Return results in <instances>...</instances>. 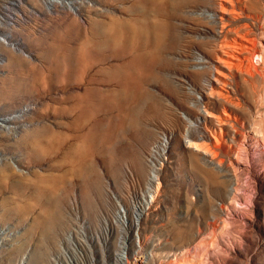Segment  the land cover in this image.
Segmentation results:
<instances>
[{
	"label": "rangeland",
	"instance_id": "obj_1",
	"mask_svg": "<svg viewBox=\"0 0 264 264\" xmlns=\"http://www.w3.org/2000/svg\"><path fill=\"white\" fill-rule=\"evenodd\" d=\"M60 2L0 0V264H115L161 137L150 264H264V0Z\"/></svg>",
	"mask_w": 264,
	"mask_h": 264
},
{
	"label": "built area",
	"instance_id": "obj_2",
	"mask_svg": "<svg viewBox=\"0 0 264 264\" xmlns=\"http://www.w3.org/2000/svg\"><path fill=\"white\" fill-rule=\"evenodd\" d=\"M167 139L166 137H161L159 142L156 146H154L147 158V165H148V182L146 186L145 194L142 198L137 199V197H131V205H132V222H128L124 225L125 227L122 228L123 233L119 238V246L117 253L115 255V264H150L151 254L153 252H146L144 250V246L140 237V228H141V221L145 217V215L150 211L154 201L152 199V195H154L153 186L152 188L149 185V175L152 173L153 167L150 163H155L157 161V182L156 186L158 185V191L155 197L159 193V187L161 184L160 181V174L163 170L165 163L167 161ZM134 223L138 224V229L135 228ZM134 248V255L131 257L132 253L130 247Z\"/></svg>",
	"mask_w": 264,
	"mask_h": 264
},
{
	"label": "bare ground",
	"instance_id": "obj_3",
	"mask_svg": "<svg viewBox=\"0 0 264 264\" xmlns=\"http://www.w3.org/2000/svg\"><path fill=\"white\" fill-rule=\"evenodd\" d=\"M46 2L48 3V4H51L52 6H54V7H58V6H60V7H62V8H64V9H70V10H75V8L74 7H72V6H70L69 4H64L63 2H60V0H46ZM224 21V20H223ZM1 24V23H0ZM240 34V33H239ZM10 38V37H9ZM246 38V37H245ZM11 39V38H10ZM241 39H244L243 37L241 38ZM246 40V39H245ZM249 40H251V39H249ZM6 41V40H5ZM252 41V40H251ZM0 42H2V40L0 41ZM246 42V41H245ZM247 43H249V42H247ZM251 44V43H250ZM252 45V44H251ZM229 47V46H228ZM238 47V46H237ZM223 48V47H222ZM235 49H237V48H235ZM244 50L246 49V50H249V47L248 46H246L245 45V48H243ZM244 50H242V51H244ZM253 50V49H252ZM239 54H240V52L238 51V50H236ZM245 52V51H244ZM247 52V51H246ZM230 54V53H229ZM228 55V54H227ZM243 55V54H242ZM229 57H231V58H233V59H236V60H238V59H240L239 58V56L238 55H229ZM241 60H242V58H241ZM227 62V61H226ZM221 82V81H220ZM20 114H21V116H22V114L24 115L25 114V112L24 111H21V112H19V113H17V115H12V116H9V117H7V118H3V120H1L2 122H0V123H2L1 125H0V129H2L3 127H4V125L6 126V127H9V126H11L15 121H17L18 119H20ZM12 127V126H11ZM5 129H7V128H5ZM9 133V132H8ZM0 171L1 172H7V170H10V167H9V165H7V164H1V162H0ZM151 182L152 183H155V181L152 179L151 180ZM134 224H136V226H138V224L137 223H134Z\"/></svg>",
	"mask_w": 264,
	"mask_h": 264
}]
</instances>
